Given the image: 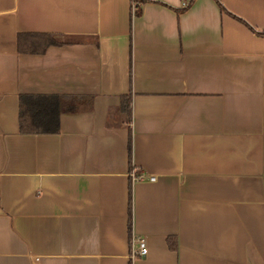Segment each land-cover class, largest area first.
Masks as SVG:
<instances>
[{
  "label": "crops",
  "instance_id": "1",
  "mask_svg": "<svg viewBox=\"0 0 264 264\" xmlns=\"http://www.w3.org/2000/svg\"><path fill=\"white\" fill-rule=\"evenodd\" d=\"M36 256L264 264V0H0V264Z\"/></svg>",
  "mask_w": 264,
  "mask_h": 264
},
{
  "label": "trees",
  "instance_id": "2",
  "mask_svg": "<svg viewBox=\"0 0 264 264\" xmlns=\"http://www.w3.org/2000/svg\"><path fill=\"white\" fill-rule=\"evenodd\" d=\"M134 12H135V14L139 13V7L136 6ZM23 36H25V35L24 34L19 35V41H21ZM44 36H46V38H45L46 40H44V42H42L40 44L43 47L47 44L57 42V40L52 35L44 34ZM47 96L55 97V95H44V94H22L20 96V126H21L22 130L30 131V129H32L31 126H32L33 122H30V119L33 118V116L35 115V107H38L39 103H41L43 101V99L47 98ZM129 99L130 98L128 95L122 96V102L121 103H122L123 109L129 110ZM54 127H55V125H54ZM130 195L131 194L129 191V198H130V202H131V196ZM130 202H129V205H130ZM168 241L172 247L176 246L175 237H168Z\"/></svg>",
  "mask_w": 264,
  "mask_h": 264
},
{
  "label": "built area",
  "instance_id": "3",
  "mask_svg": "<svg viewBox=\"0 0 264 264\" xmlns=\"http://www.w3.org/2000/svg\"><path fill=\"white\" fill-rule=\"evenodd\" d=\"M130 177L131 180H155V176L151 174H146L144 172H135L131 171L130 172ZM136 245L132 248L131 250V255H144L147 252V245H146V240L144 236H139L136 237ZM35 264H39V257H34Z\"/></svg>",
  "mask_w": 264,
  "mask_h": 264
}]
</instances>
